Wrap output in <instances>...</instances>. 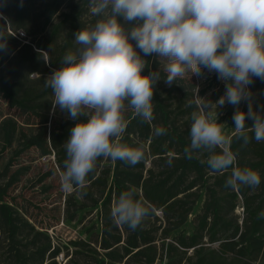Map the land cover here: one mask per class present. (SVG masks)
I'll use <instances>...</instances> for the list:
<instances>
[{
    "label": "trees",
    "instance_id": "16d2710c",
    "mask_svg": "<svg viewBox=\"0 0 264 264\" xmlns=\"http://www.w3.org/2000/svg\"><path fill=\"white\" fill-rule=\"evenodd\" d=\"M82 14L77 0H0V28L8 36L7 48L0 51V98L14 111L0 120L1 150L11 153L0 163V264H264V141L253 138L243 146L232 137L239 165L261 175L255 190L225 188L230 170L211 172L202 162L207 153L184 158L196 104L191 91L179 96L180 87L164 82L155 54L144 57L149 62L144 74H161L153 96L155 119L143 122L129 109L121 141L142 146L145 160L129 166L100 158L86 187L65 194L61 219L75 229V238L55 236L20 209L10 195L30 170L17 166L20 155L30 149L43 158L53 155L55 169L38 182L63 170V144L75 122L53 111L44 80L61 66L66 52L78 47L74 35L83 26ZM30 73L40 77L30 78ZM249 88L254 107L264 112V81L254 79ZM240 110L247 112L246 101ZM225 118L231 136L233 117ZM155 126L167 134L153 137ZM129 188L155 209L134 232L115 225L110 215L120 192Z\"/></svg>",
    "mask_w": 264,
    "mask_h": 264
},
{
    "label": "clouds",
    "instance_id": "9594fccd",
    "mask_svg": "<svg viewBox=\"0 0 264 264\" xmlns=\"http://www.w3.org/2000/svg\"><path fill=\"white\" fill-rule=\"evenodd\" d=\"M89 9L99 19L75 33L78 47L66 52L61 66L44 80L52 91L53 111L75 122L63 144L62 190H83L100 158L129 166L145 160L142 146L121 141L128 109L143 122L155 119L153 96L161 74H144L149 63L144 57L153 54L164 62L168 86L189 74L190 79L199 77L204 69L225 82L224 94L215 102L198 95L183 155L193 159L207 153L202 162L211 172L230 170L225 188L257 189L260 173L239 165L231 143L232 137L243 146L253 138L264 141V112L254 107L249 88L254 79L264 81V0H89ZM7 39L0 28V51L7 48ZM241 101L247 102V112L239 109ZM226 103L237 106L231 136L219 121L218 110ZM166 134L162 126L153 128V137ZM154 212L129 188L120 192L110 215L115 225L134 232Z\"/></svg>",
    "mask_w": 264,
    "mask_h": 264
},
{
    "label": "rangeland",
    "instance_id": "374dc122",
    "mask_svg": "<svg viewBox=\"0 0 264 264\" xmlns=\"http://www.w3.org/2000/svg\"><path fill=\"white\" fill-rule=\"evenodd\" d=\"M77 0L78 5H82L83 14L81 15L82 28L88 25H92L99 17L93 16L89 9V0ZM83 2L86 3L83 4ZM62 11H67V7ZM75 37V35H74ZM75 39V38H74ZM159 59V58H158ZM163 61H160L163 69ZM180 87L177 94L182 96L183 93L191 91L193 101H196L198 95L202 98H206L215 102L224 94L225 82L217 78L216 73L209 72L207 69L203 70L201 76L193 75L190 79V74L184 79H178L175 83ZM193 85V88L190 86ZM241 103L238 105L240 109ZM237 106L226 103L222 108L218 110L219 121L227 123L225 117H233ZM129 109L124 113L126 115ZM14 114L12 109H9L4 101L0 98V120L2 116ZM225 132L226 125H225ZM227 134V133H226ZM2 143L0 142V163H5L11 156L10 150H1ZM49 160V162H47ZM53 155L47 158L40 157L35 149L20 155L16 160L17 166L27 165L30 167L29 172L24 175L20 182L12 189L10 195L15 197L16 202L20 209L26 213L37 225L47 227V230L55 234V236L62 239H70L76 237V231L74 228L66 226L62 223V209L64 207L65 194L61 188L58 172H55L52 176L44 179L42 182H38L41 175L50 170L55 169ZM62 257H59L61 259ZM156 264H160L156 262Z\"/></svg>",
    "mask_w": 264,
    "mask_h": 264
},
{
    "label": "water",
    "instance_id": "95a60500",
    "mask_svg": "<svg viewBox=\"0 0 264 264\" xmlns=\"http://www.w3.org/2000/svg\"><path fill=\"white\" fill-rule=\"evenodd\" d=\"M22 34V33H21Z\"/></svg>",
    "mask_w": 264,
    "mask_h": 264
}]
</instances>
